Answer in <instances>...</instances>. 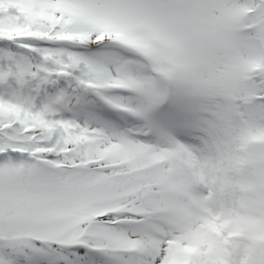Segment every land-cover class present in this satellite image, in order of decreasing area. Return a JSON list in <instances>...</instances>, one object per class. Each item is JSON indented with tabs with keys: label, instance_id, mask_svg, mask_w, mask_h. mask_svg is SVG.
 Here are the masks:
<instances>
[{
	"label": "snow or ice",
	"instance_id": "obj_1",
	"mask_svg": "<svg viewBox=\"0 0 264 264\" xmlns=\"http://www.w3.org/2000/svg\"><path fill=\"white\" fill-rule=\"evenodd\" d=\"M0 264H264V0H0Z\"/></svg>",
	"mask_w": 264,
	"mask_h": 264
}]
</instances>
